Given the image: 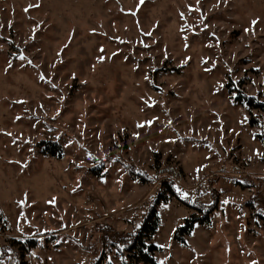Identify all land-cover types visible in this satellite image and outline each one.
Listing matches in <instances>:
<instances>
[{"label": "rangeland", "instance_id": "374dc122", "mask_svg": "<svg viewBox=\"0 0 264 264\" xmlns=\"http://www.w3.org/2000/svg\"><path fill=\"white\" fill-rule=\"evenodd\" d=\"M233 85L264 102V0H0V264H124L99 231L162 179L216 210L180 244L199 214L167 195L157 264H264V111Z\"/></svg>", "mask_w": 264, "mask_h": 264}, {"label": "trees", "instance_id": "16d2710c", "mask_svg": "<svg viewBox=\"0 0 264 264\" xmlns=\"http://www.w3.org/2000/svg\"><path fill=\"white\" fill-rule=\"evenodd\" d=\"M231 93H235L234 100L236 103L245 105L249 110H262L264 111V102L259 101L257 98L245 95L240 89L234 87L230 90ZM251 126V122H249ZM264 145V122L262 127V134L258 136ZM44 145L43 152L50 154L51 156L60 157V148L59 146L53 143L40 142L39 147ZM157 166V161H154ZM129 174L133 177V179L140 181L141 184H147L152 180L150 176H148L144 171L140 169L134 168L132 165H126ZM168 175L175 176V171L172 169H168ZM169 195L179 202H183L188 204L193 210H195L199 216L196 218L191 217L190 219H186L184 224L175 230L174 237L180 243L184 244V236L189 235L193 230L195 224L205 225L208 222L210 215L216 210L215 205L210 206L208 208H200L194 206L186 200H183L179 197L175 185L170 180L162 179L159 184V190L156 193V196L151 203L149 209L147 210L139 228L132 235H125L122 241L119 240V236L116 233H112L110 228L102 227L99 231L100 242H104L108 244V246L114 245L119 250L120 256L124 259V264H157L154 258L156 252V246L151 243V241L155 235L158 233L160 228V221L156 213V208L160 203H163L166 199V196ZM256 215L258 218L264 221V214L257 210ZM29 243H32L31 241ZM119 244L122 246L119 247ZM24 249V247H21ZM15 256L18 257L17 264H24L22 261V253L20 249H16ZM101 256H99L94 262L91 264H101Z\"/></svg>", "mask_w": 264, "mask_h": 264}, {"label": "snow or ice", "instance_id": "6c2138e0", "mask_svg": "<svg viewBox=\"0 0 264 264\" xmlns=\"http://www.w3.org/2000/svg\"><path fill=\"white\" fill-rule=\"evenodd\" d=\"M251 23H252V25H256L258 23V21L257 20H253ZM245 31H248V29H245ZM177 191L179 192L180 190L177 189ZM184 195L186 196L187 194L185 193ZM253 264H255V262H253Z\"/></svg>", "mask_w": 264, "mask_h": 264}]
</instances>
